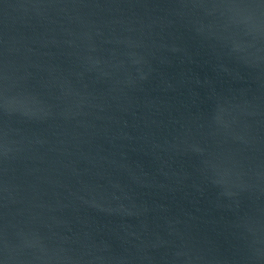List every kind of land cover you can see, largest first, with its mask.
Returning <instances> with one entry per match:
<instances>
[{
    "label": "water",
    "instance_id": "95a60500",
    "mask_svg": "<svg viewBox=\"0 0 264 264\" xmlns=\"http://www.w3.org/2000/svg\"><path fill=\"white\" fill-rule=\"evenodd\" d=\"M0 264H264V0H0Z\"/></svg>",
    "mask_w": 264,
    "mask_h": 264
}]
</instances>
